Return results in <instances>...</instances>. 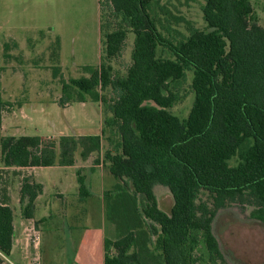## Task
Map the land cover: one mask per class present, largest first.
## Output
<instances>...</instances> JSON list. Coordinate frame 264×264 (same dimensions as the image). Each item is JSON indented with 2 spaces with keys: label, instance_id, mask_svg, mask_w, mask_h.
<instances>
[{
  "label": "trees",
  "instance_id": "obj_1",
  "mask_svg": "<svg viewBox=\"0 0 264 264\" xmlns=\"http://www.w3.org/2000/svg\"><path fill=\"white\" fill-rule=\"evenodd\" d=\"M153 2L100 0V66H87L89 76L62 79L63 105L89 96L111 111L105 160L122 183L104 194L106 218L116 230L115 239L105 238V264H228L213 230L218 211L248 201L264 221V23L251 0H205L207 29L189 23L190 34L175 43L159 30ZM130 31L136 35L133 63L126 75L114 76L111 61ZM159 46L173 58L159 56ZM188 70L195 99L181 119L171 111L180 99L172 84ZM108 87L116 93L110 101L101 94ZM2 105L0 94V127ZM101 147V135H61L58 149L38 135L1 139L4 165L18 167L73 165L79 149L85 159ZM79 183L85 190L81 175ZM158 184L173 195L170 213L158 205ZM41 191L38 183L23 184L27 218ZM202 191L212 200H199ZM13 221L12 208L0 202V251L6 255L14 244Z\"/></svg>",
  "mask_w": 264,
  "mask_h": 264
},
{
  "label": "rangeland",
  "instance_id": "obj_2",
  "mask_svg": "<svg viewBox=\"0 0 264 264\" xmlns=\"http://www.w3.org/2000/svg\"><path fill=\"white\" fill-rule=\"evenodd\" d=\"M251 3L258 23L263 25L264 0H251ZM204 4L205 0H154L151 13L163 35L176 43L190 34L189 23H192L194 27L207 29V22L202 11ZM5 14H11L13 24L17 27L25 29L28 27L27 30L19 29L17 32L21 39L27 37L26 44L28 46L24 51L25 49H20L17 43L10 40L6 44H0L3 59L6 62L15 63L20 68L39 65L46 70L49 69L50 75L49 81H45V87H43L47 95L43 100L48 104L44 106V110H39V113L33 116L31 124L25 126L24 131L29 135L43 136L44 145L55 143L58 149L61 135L66 133L71 135L69 133H73L74 129L82 131L86 129L85 125L88 122H93L96 125L99 122V115L93 109L89 111L80 109L77 107L79 104L76 101L64 105L61 103L62 98L65 97L62 79L69 82L72 78H79L86 73L89 76L90 72L86 67L78 66L75 69H67L66 72H62L60 69L58 75L54 74V69L59 66L60 61L58 58L60 40L66 46L65 52L69 55L74 53L77 60L96 64L99 61L100 51L102 58L103 42L98 0H0V19H4ZM0 22L2 23L1 20ZM135 37V33L130 31L121 54L111 61L114 76L126 75L132 65ZM158 55L173 58L170 50L164 46L158 47ZM68 59L71 60V58ZM99 66L98 64L97 67ZM192 81L193 71L188 70L185 79L176 86L174 83L172 84V89L180 94V99L173 105L171 111L181 119L188 118L194 103L195 92ZM101 94L109 101L116 98V93L111 87L104 91L101 90ZM88 98L90 99L89 96ZM39 99L37 98L36 101ZM71 104L74 107L70 109L63 107ZM101 104L107 119L111 111L103 103ZM95 106L97 105L95 104ZM107 132L109 134L108 125L106 126ZM108 134L104 136L106 145L109 144ZM109 148H111L110 145L105 150L107 151ZM102 158H104L102 168L109 173V163L105 160V156ZM238 161L237 155L231 160V164H237ZM1 166H3V161L0 153V202L10 203L12 196L16 199L21 198V188L25 182L34 181L26 170L12 172L1 168ZM109 174L111 180L109 181L107 178L106 182L108 190H111L122 181H118L112 173ZM55 177V182L61 184L60 177ZM70 184V180L67 178V185L64 182L67 191L63 198L53 200V202L62 203L61 205L56 204L52 207L48 205L47 208H44L43 203L50 200L51 191L42 199L41 212L37 215L39 216L42 212L48 215L42 221L30 223L26 219L23 202H20L16 208L17 223L23 236L19 238L18 244L21 251L27 243L29 262L23 261L24 254L21 251L22 255L18 259H14L16 264H38L39 262L40 264H51L52 256H56V259L60 258L58 264H62V259H64L63 264H67L75 253V246L80 234L84 231L89 234L97 233L95 229L101 225L103 201L105 207L104 196L100 194L98 184L90 188L85 182L86 189L83 191L79 185V200L88 204L85 206V212L89 213V216H83L81 212L83 209L79 208L75 209L73 217L69 215L66 206L68 202L76 201V190ZM129 186L134 191L130 182ZM154 191L159 207L170 213L174 204L170 190L166 186L158 184L154 187ZM198 197L202 201L212 200L211 195L206 191H202ZM141 198L139 197V199ZM24 202L27 204L28 198ZM141 202L143 203V198ZM255 209L248 201L238 200L229 202L227 207L218 211L213 222V230L228 264H264V221L254 216ZM109 223L108 228L106 227V235L115 239V226ZM89 228L90 231H88ZM39 237L41 243L38 252L42 257L41 261L40 255H37L39 259H34L33 254V245L35 241H39ZM156 238L154 236V239ZM113 251L115 252V249ZM0 264L12 263L0 254Z\"/></svg>",
  "mask_w": 264,
  "mask_h": 264
},
{
  "label": "crops",
  "instance_id": "obj_3",
  "mask_svg": "<svg viewBox=\"0 0 264 264\" xmlns=\"http://www.w3.org/2000/svg\"><path fill=\"white\" fill-rule=\"evenodd\" d=\"M100 0H98L99 3ZM99 10H100V3H99ZM4 19H0V44H6L8 41H12L17 43L20 49H27L26 40L27 37H23L21 39L17 32L19 29L27 30L28 27L21 28L17 27L13 24V20L11 19V14H5ZM66 46L63 44V41L60 40V49H59V66L62 72H66V70L75 69L78 66L87 67V66H94L97 67L98 64L101 63V51L99 53V61L96 64L92 63H85L83 61L77 60L76 55L71 53L70 55L65 52ZM13 53V52H12ZM68 58H71L69 60ZM49 69H45L41 66H27L26 68H20L15 65L13 62H6L3 59L2 53L0 52V94L2 97L3 105H2V124L0 127V139L6 136H22V135H29L28 132H25V126L27 127L28 124L30 125L33 120V116L39 113V110H44V106L48 104L43 99H45L46 92L43 87H45V81H49ZM84 76H88V74H84ZM39 95V97H38ZM29 96V98H28ZM37 98H40L36 101ZM78 102V108L84 110H91L93 109L99 116L98 124H94L93 122L86 123V129L79 131L78 129H74L73 133H69L71 135H101L102 136V147L99 152L91 153L87 158H83L80 152L76 153L75 163L73 165H51V166H27V167H18V166H6L3 163L1 168L7 169L8 171H20L26 170L28 171V175L32 177V180L35 183H38L42 187L41 193L37 196L35 200V208H34V215L33 218H27V220L31 222H39L44 220L48 215L45 213H41L39 216L37 215L40 213L41 209V201L42 199L48 195L51 191L50 200L44 202V208L53 205H61L62 203H58L56 201L53 202L54 199L61 200L64 194L67 191V188L64 186V182L67 185V178L70 180V185L72 188L76 190L75 192V199L76 201H70L67 203V209L69 211V215L73 217L75 214V209H83L82 215L89 216L85 212V206L87 203L80 202L79 197V176L85 178V182L90 188L98 184V188L100 189V194L104 196L105 191L108 190L106 179L111 180V176L109 173L103 170L104 162L102 158L105 156V149H108V145L105 144L106 134H104V130L106 131V117L102 110V102L93 101L92 99L87 98L85 101H76ZM75 103V102H74ZM73 103V104H74ZM66 104H69L66 103ZM73 104L63 106L65 109H70L74 107ZM95 104L97 106H95ZM111 114H109L110 116ZM64 135H67L64 134ZM34 136V135H31ZM40 136V135H38ZM43 137V136H41ZM0 153H1V141H0ZM2 157V155H1ZM54 176L60 177L61 184L55 182ZM114 179V178H113ZM66 180V181H65ZM22 189V188H21ZM21 198H15L12 196L10 203L6 202L13 210L14 215V250L11 251L10 255H6L0 251L2 257L8 260L12 264H16L14 259H18L19 256L24 254L22 259L23 261L29 262V249H27V243L20 251L18 240L22 234L20 232V228L18 227V217L16 208L20 204ZM52 200V201H51ZM28 203V202H27ZM25 207L26 203L23 202ZM21 206V205H20ZM19 206V207H20ZM21 208V207H20ZM101 225L99 228L96 227V234H89L85 231L80 234V237L77 239V243L75 246V253L73 257L67 264H105V238L107 237L106 227L108 226V220L105 214V207L103 201V208L101 212ZM41 217V218H40ZM110 224V223H109ZM112 225V224H111ZM110 227V226H109ZM108 228V227H107ZM86 230V229H85ZM88 230V229H87ZM91 229L89 228L88 231ZM39 231V230H38ZM18 234V235H17ZM40 238V237H39ZM41 243V238L39 241H35L33 245V254L34 259H39L40 255L38 252V248ZM32 250V249H31ZM55 254V253H54ZM52 256V252H51ZM41 257V255H40ZM27 259V260H25ZM51 264H58L60 258L56 259V256L51 258ZM42 257L40 258V261ZM64 259H62V264ZM40 264V262L38 263Z\"/></svg>",
  "mask_w": 264,
  "mask_h": 264
},
{
  "label": "water",
  "instance_id": "obj_4",
  "mask_svg": "<svg viewBox=\"0 0 264 264\" xmlns=\"http://www.w3.org/2000/svg\"><path fill=\"white\" fill-rule=\"evenodd\" d=\"M14 247H15V246L13 245L12 250H14Z\"/></svg>",
  "mask_w": 264,
  "mask_h": 264
}]
</instances>
